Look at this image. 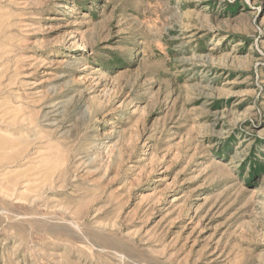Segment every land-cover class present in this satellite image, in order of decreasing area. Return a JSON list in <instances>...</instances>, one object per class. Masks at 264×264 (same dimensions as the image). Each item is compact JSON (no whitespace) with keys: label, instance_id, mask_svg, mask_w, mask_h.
<instances>
[{"label":"rangeland","instance_id":"rangeland-1","mask_svg":"<svg viewBox=\"0 0 264 264\" xmlns=\"http://www.w3.org/2000/svg\"><path fill=\"white\" fill-rule=\"evenodd\" d=\"M0 264H264V0H0Z\"/></svg>","mask_w":264,"mask_h":264}]
</instances>
